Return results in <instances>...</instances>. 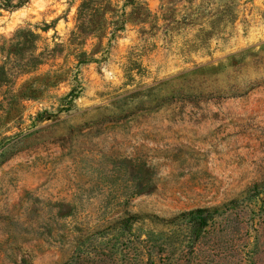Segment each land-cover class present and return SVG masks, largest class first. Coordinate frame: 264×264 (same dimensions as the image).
<instances>
[{
    "label": "rangeland",
    "instance_id": "obj_1",
    "mask_svg": "<svg viewBox=\"0 0 264 264\" xmlns=\"http://www.w3.org/2000/svg\"><path fill=\"white\" fill-rule=\"evenodd\" d=\"M2 65L0 264H264V0H0Z\"/></svg>",
    "mask_w": 264,
    "mask_h": 264
},
{
    "label": "trees",
    "instance_id": "obj_2",
    "mask_svg": "<svg viewBox=\"0 0 264 264\" xmlns=\"http://www.w3.org/2000/svg\"><path fill=\"white\" fill-rule=\"evenodd\" d=\"M83 7H84V3L81 4V8H83ZM27 37H32V38L35 39L36 37H39V36L37 34L33 33L29 29H20L15 34V38L10 40L5 45L6 46V52H7V58L6 59H8V61H11V59L13 57H16L19 54L20 46L23 44V42L21 40L24 39V38H27ZM37 56L38 55L32 56V58H30L31 61H29L31 63H29L28 66H25V65L19 66L18 70L20 71L22 68H24V70H26L25 68H28V69L32 70V68H35L36 66L41 64L40 60L38 59ZM31 70H28V71H26L24 73H29ZM8 79H9V76L7 74L6 68L3 67V65L0 66V82H2V81L6 82V81H8ZM33 81H35V79H33ZM238 204H240L238 200H233L231 202V206L230 207H232L234 205H238ZM228 209L227 210L224 209V210L221 211V213H225L226 214V217L224 219V222H223L221 228L219 230H217V232H219V233H225V234L229 233L228 230H227L228 229L227 228L228 227V223H229V220H232L234 218H231V217L228 216L229 215V212H227ZM262 209H264V207ZM229 211H230V209H229ZM217 212H218L217 208L214 209V210L205 209V208H196V209H193V210H190V211H186V212L180 213V216H182L183 218H188L193 224V226L191 227V231H190L192 233V236H190L188 238V240L186 241L187 245H189L193 251H195L196 247H198V245H199L200 235H201V233H202V231L204 229V226L207 224V222L209 220H213V214L217 213ZM253 213H255V212H253ZM261 222H262L261 225L264 227V220H262ZM252 224H253V226H252L253 230L256 233H260L259 232L260 229L257 226V225L260 224V221L259 222H255V220H254V222ZM215 228H217V226ZM262 228H261V230H262ZM252 253L253 252L251 251V254H249V258H248L249 262H252V260H253ZM20 264H25V263H20Z\"/></svg>",
    "mask_w": 264,
    "mask_h": 264
}]
</instances>
